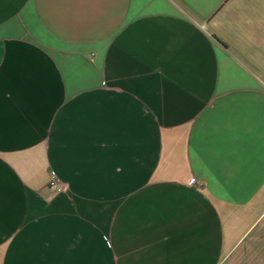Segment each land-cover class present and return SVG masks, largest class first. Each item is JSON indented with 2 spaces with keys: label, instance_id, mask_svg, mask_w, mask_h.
<instances>
[{
  "label": "crops",
  "instance_id": "crops-1",
  "mask_svg": "<svg viewBox=\"0 0 264 264\" xmlns=\"http://www.w3.org/2000/svg\"><path fill=\"white\" fill-rule=\"evenodd\" d=\"M0 264H264V0H0Z\"/></svg>",
  "mask_w": 264,
  "mask_h": 264
},
{
  "label": "built area",
  "instance_id": "built-area-1",
  "mask_svg": "<svg viewBox=\"0 0 264 264\" xmlns=\"http://www.w3.org/2000/svg\"><path fill=\"white\" fill-rule=\"evenodd\" d=\"M194 183H195L194 180H192L191 182H189L190 185H192ZM50 187L53 188V189H62L63 188V182L58 177H55L50 182Z\"/></svg>",
  "mask_w": 264,
  "mask_h": 264
}]
</instances>
